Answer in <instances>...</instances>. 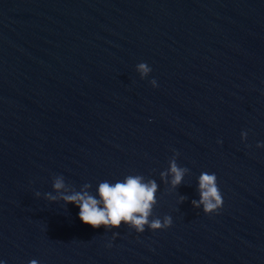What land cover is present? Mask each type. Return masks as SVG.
<instances>
[{
    "label": "water",
    "instance_id": "water-1",
    "mask_svg": "<svg viewBox=\"0 0 264 264\" xmlns=\"http://www.w3.org/2000/svg\"><path fill=\"white\" fill-rule=\"evenodd\" d=\"M257 144L264 0H0V264H264ZM175 152L189 171L172 188L160 173ZM202 172L217 213L191 203ZM57 175L93 195L153 179L150 219L172 224L93 228L45 199Z\"/></svg>",
    "mask_w": 264,
    "mask_h": 264
},
{
    "label": "clouds",
    "instance_id": "clouds-1",
    "mask_svg": "<svg viewBox=\"0 0 264 264\" xmlns=\"http://www.w3.org/2000/svg\"><path fill=\"white\" fill-rule=\"evenodd\" d=\"M140 77L146 78L151 68L146 63H139L136 68ZM150 83L157 86L155 79ZM247 138V132L241 133V139ZM264 145L257 144V147ZM179 156L175 152L169 160L167 170L160 173V178L165 183H170L172 188H176L183 181L187 168L178 166L176 158ZM171 176V180L168 177ZM90 184H84L81 191H68V184L62 175L53 177L52 193L45 194V199L50 202L63 201L64 204H74L79 208L80 220L93 228L104 227L105 229H118L122 224L134 229L137 233H143L145 228L151 230L166 229L171 226L172 218L165 216L163 221L159 218L150 219L153 215V208L157 204L156 193L158 184L153 179H145L141 175H128L122 181L111 183L100 182L97 195L90 194L87 190ZM199 201L193 200L194 208H203L205 214L217 213L223 205L222 194L217 184V177L214 173L202 172L198 178ZM37 196L40 193L36 194ZM185 197H181L183 201ZM114 233V238H115ZM30 264H37L36 260Z\"/></svg>",
    "mask_w": 264,
    "mask_h": 264
}]
</instances>
